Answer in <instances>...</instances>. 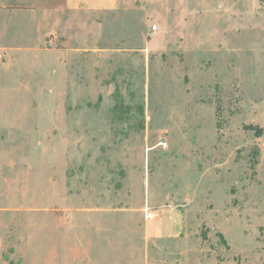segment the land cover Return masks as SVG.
Returning a JSON list of instances; mask_svg holds the SVG:
<instances>
[{
    "label": "rangeland",
    "instance_id": "374dc122",
    "mask_svg": "<svg viewBox=\"0 0 264 264\" xmlns=\"http://www.w3.org/2000/svg\"><path fill=\"white\" fill-rule=\"evenodd\" d=\"M0 264H264V0L0 16Z\"/></svg>",
    "mask_w": 264,
    "mask_h": 264
},
{
    "label": "crops",
    "instance_id": "0c3cea01",
    "mask_svg": "<svg viewBox=\"0 0 264 264\" xmlns=\"http://www.w3.org/2000/svg\"><path fill=\"white\" fill-rule=\"evenodd\" d=\"M53 6L72 11L110 12L120 9L121 0H0V16L29 14Z\"/></svg>",
    "mask_w": 264,
    "mask_h": 264
},
{
    "label": "built area",
    "instance_id": "2783aa9c",
    "mask_svg": "<svg viewBox=\"0 0 264 264\" xmlns=\"http://www.w3.org/2000/svg\"><path fill=\"white\" fill-rule=\"evenodd\" d=\"M153 29L156 30L157 26H154ZM145 215H146V219H149V220H152L155 217V214L153 212H150V211H146Z\"/></svg>",
    "mask_w": 264,
    "mask_h": 264
}]
</instances>
